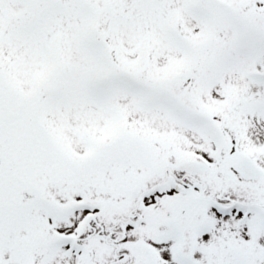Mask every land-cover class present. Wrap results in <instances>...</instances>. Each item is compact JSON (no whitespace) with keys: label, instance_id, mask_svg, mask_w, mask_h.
Here are the masks:
<instances>
[{"label":"snow or ice","instance_id":"snow-or-ice-1","mask_svg":"<svg viewBox=\"0 0 264 264\" xmlns=\"http://www.w3.org/2000/svg\"><path fill=\"white\" fill-rule=\"evenodd\" d=\"M0 264H264V0H0Z\"/></svg>","mask_w":264,"mask_h":264}]
</instances>
